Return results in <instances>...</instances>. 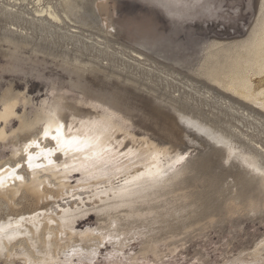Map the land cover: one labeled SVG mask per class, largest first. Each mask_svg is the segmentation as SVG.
Instances as JSON below:
<instances>
[{
	"label": "bare ground",
	"instance_id": "bare-ground-1",
	"mask_svg": "<svg viewBox=\"0 0 264 264\" xmlns=\"http://www.w3.org/2000/svg\"><path fill=\"white\" fill-rule=\"evenodd\" d=\"M99 1L14 0L3 5L11 25L16 20L29 27L18 24L20 31L0 35V57L8 60V68L0 64V70L19 72L26 57L61 69L71 80L68 89L51 83L53 97L32 109V99L13 84L0 94V145L10 149L7 159L0 158V225L15 234L0 238L2 264L92 260L106 242L122 253L136 241L140 249L134 259L161 260L211 229L231 224L241 230L242 218L264 222V147L247 132L224 130L158 98L152 107H140L143 86L122 76L126 69L112 70L115 64L103 56L109 51L107 36L114 34L103 24ZM151 1L176 26L226 7L224 1L214 6L213 0ZM260 1L244 37L212 40L191 69L236 98L242 105L236 111L248 117L264 113ZM37 28L51 39L58 37L65 49L58 53L35 43ZM89 50L94 54L85 53ZM134 52L130 59L144 64L145 55ZM42 72L37 71V79ZM136 113L157 129L140 126ZM57 129L60 136L53 139ZM29 155L35 157L32 167ZM75 173L81 177L74 183ZM92 213L96 226L79 230V220ZM230 264H264V237L252 249L242 247Z\"/></svg>",
	"mask_w": 264,
	"mask_h": 264
},
{
	"label": "rangeland",
	"instance_id": "rangeland-1",
	"mask_svg": "<svg viewBox=\"0 0 264 264\" xmlns=\"http://www.w3.org/2000/svg\"><path fill=\"white\" fill-rule=\"evenodd\" d=\"M3 1L0 0V35L9 29L20 31L18 24L28 28V23H19L16 20L13 21L14 24L17 22L16 25L9 23L12 20L10 21L4 14L3 5L13 3L14 0ZM213 1L214 6L224 1L223 4L226 7H223V10L218 8L216 11L212 9L211 12L198 13L180 24L182 26H176L155 4L153 5L151 0H101L96 6L98 13L104 26L109 27L114 34L107 36L105 42L108 45L109 41V51L107 50L108 52L103 56L115 64L112 70L118 72L126 69L121 71L122 76L129 77L139 86H143L144 91L139 94L143 98L139 97L137 102L140 107L147 105L152 107L150 102L158 98L175 104L188 113L198 114L202 118L207 117L224 130L238 129L244 133L247 132L249 137L255 138L254 140L264 147V113L261 116L252 112L251 117H248L236 111L239 105L242 106L236 98L216 88L204 77L198 76L191 70L204 57L205 50L212 40L222 41L244 37L258 15L261 1ZM33 36L36 38L34 42L44 49L50 48L58 53L65 49L58 37L51 39L47 33H41L39 28L33 32ZM101 48L105 50L104 46ZM90 51L85 53L94 54ZM134 51L145 55V60L142 61L144 64L137 65L130 59V57H136ZM29 55L30 52L26 53V56ZM0 64L1 67L4 65L3 68H8L7 59L0 57ZM3 68L2 71L0 70V94L9 84H13L15 91L25 92L32 99L34 103L30 108L53 97L51 83L56 87L70 88L69 75L50 64L34 63L23 57L19 72L3 70ZM37 71H43L42 79H37ZM148 92L150 95L147 94ZM65 95L69 97L76 94L66 93ZM223 100H226V103ZM229 105L235 109L229 108ZM18 110L21 111V107H18ZM135 115L137 117L134 120L140 126L157 129L151 122L144 123L141 113ZM182 125L192 130L187 124L182 123ZM11 126L16 128L17 121H14ZM135 131L142 134L144 130L136 128ZM193 131L196 132V130ZM9 150L0 145L2 160L9 157ZM80 177V173H75L72 182L75 183ZM241 222V230L231 224L211 229L203 237L194 239L184 248L161 260H153L152 256L146 259H134L140 249L139 241L132 242L130 247L122 253L117 252L114 246L106 242L92 260H81L75 257L72 261L61 264H230L231 259L238 256L242 247L247 246L252 249L264 237V222L260 223L250 218H242ZM96 224L95 214L92 213L79 220L77 225L79 230H85L88 227H95ZM230 240L232 244L228 246ZM18 264L24 263L18 262Z\"/></svg>",
	"mask_w": 264,
	"mask_h": 264
},
{
	"label": "snow or ice",
	"instance_id": "snow-or-ice-1",
	"mask_svg": "<svg viewBox=\"0 0 264 264\" xmlns=\"http://www.w3.org/2000/svg\"><path fill=\"white\" fill-rule=\"evenodd\" d=\"M45 136H48V132L45 131L44 133ZM60 136V129H57V135L56 136H53V139H57V137ZM65 143H70V142H67L65 141ZM31 146V145H29ZM37 147H39V145H37ZM49 153L52 151L51 149H48L47 150ZM35 157H33L32 155H29L28 157V163H29V167H32V160L34 159ZM13 175L15 174L14 171L12 173ZM19 178V177H18ZM2 178H0V183H2ZM11 225H9L10 227ZM4 235H7L9 239H12L13 236L15 235L14 233H8L7 232V229L5 228L4 225H0V238H2ZM93 255H95V253L93 252Z\"/></svg>",
	"mask_w": 264,
	"mask_h": 264
}]
</instances>
